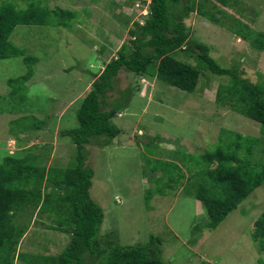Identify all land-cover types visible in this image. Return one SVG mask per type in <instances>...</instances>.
<instances>
[{
  "label": "rangeland",
  "instance_id": "obj_1",
  "mask_svg": "<svg viewBox=\"0 0 264 264\" xmlns=\"http://www.w3.org/2000/svg\"><path fill=\"white\" fill-rule=\"evenodd\" d=\"M27 1L12 0L19 8H26ZM147 1L150 4L151 0ZM44 3L50 9L61 8L77 15L69 28L58 27L51 19L47 26H21L12 34V43L36 62L33 77L25 84L26 91L20 90L13 96L8 81L26 74L27 66L22 57L0 60V166L10 152H15L17 137L13 134L23 133L18 124L24 122L17 120L29 117L26 124L39 130L20 134L18 138L64 142L69 145L64 169L76 167L77 148L70 138L60 134L79 128L77 107L81 100L105 64L116 58L121 46L129 41L135 23L144 24L148 14V5L141 0H44ZM204 3L207 5L203 11L218 22L199 12L191 13L186 24L192 39L209 45L211 56L222 68L238 67L244 78L253 83L264 82V53L254 50L249 41L236 34L237 30L246 33L244 26L264 34V0L230 1L228 7L214 0ZM176 58L194 64L193 59L182 53ZM229 81L230 77L202 72L196 90L187 93L150 76L119 73L115 93L134 89L129 107L113 120L121 133L109 147L101 148L97 143L85 147L86 166L94 172L90 195L105 215L100 230L104 243L114 241L116 245L129 246L147 243L155 236L162 239L165 264H264L262 241L253 238L255 223L264 211V184L212 231L205 229V208L186 195L181 185L174 193L154 195L146 203V192L159 187L151 179L161 176L160 172H151L159 165L157 161L179 159L180 152L202 154L213 150L223 129L228 131L221 135L224 138L229 131L262 136L258 123L227 105L217 104L219 86ZM40 123L44 127H39ZM254 161L264 163V155L258 151ZM25 216L17 217L16 221L29 222L30 226L32 220ZM47 217L43 215L31 225L18 247L20 252L56 255L64 250L69 237L60 231L47 230L46 226L54 225ZM15 264L25 263L16 259Z\"/></svg>",
  "mask_w": 264,
  "mask_h": 264
},
{
  "label": "trees",
  "instance_id": "obj_2",
  "mask_svg": "<svg viewBox=\"0 0 264 264\" xmlns=\"http://www.w3.org/2000/svg\"><path fill=\"white\" fill-rule=\"evenodd\" d=\"M208 1L151 0L149 4L147 0H141L148 5L145 23H135L136 28L130 30L129 41L121 46L117 57L105 65L89 93L81 100L77 107L79 128L60 134L70 138L77 148L76 167L47 171L46 167L36 163L33 155L22 159L10 154L5 157L0 166V264H15L16 259L25 264H165L160 237L152 236L147 243L129 246H119L114 241L104 243L100 230L105 215L90 195L94 172L86 166L85 147L93 143L101 148L113 144L121 133L113 120L129 107L134 96L132 88L115 93L116 78L121 71L135 77L150 76L187 93L196 90L202 72L230 77L227 84L219 86L217 104L227 105L261 128V137L229 131L227 138L221 136L228 132L223 129L213 150L202 154L180 152L178 155L182 156L179 159L157 161L159 165L154 166L151 172H160L161 176L151 179L159 187L146 192V203L154 195L174 193L175 188L181 185L186 195L205 208V229L212 231L263 186L264 163H257L254 159L258 151L264 155V146H260L264 142V82L253 83L244 78L238 67L222 68L211 56L209 45L192 39L186 24L191 13L196 11L218 22L213 15L203 11L207 5L204 2ZM214 1L222 7H228L230 1L237 2ZM216 4L212 6L217 7ZM76 15V12L61 8L50 9L44 0H29L26 8H19L12 0H1L0 60L22 57L27 66L26 74L8 81L13 96L20 90L26 91L25 84L33 77V64L36 62L12 43L14 31L21 26H47L51 19L56 26L69 28ZM244 28L246 33L241 34L237 30L236 34L249 41L254 50L264 53V34ZM103 51L101 48L100 52ZM180 53L193 59L194 64L177 59ZM110 93L118 96L112 98ZM28 120L29 117L17 120L24 122L18 124L22 132L39 130L26 124ZM43 124L40 123L39 127H44ZM163 182L166 184L162 186ZM28 208L47 215L57 231L69 237L60 254L44 256L18 250L28 226L16 225L14 221ZM255 227L253 238L262 241L260 250L263 251L264 211Z\"/></svg>",
  "mask_w": 264,
  "mask_h": 264
},
{
  "label": "crops",
  "instance_id": "obj_3",
  "mask_svg": "<svg viewBox=\"0 0 264 264\" xmlns=\"http://www.w3.org/2000/svg\"><path fill=\"white\" fill-rule=\"evenodd\" d=\"M143 88H142V91H143ZM56 131H57V129H56ZM23 133H26V131H24ZM23 133H20V134H23ZM20 134H18L17 136H14V137H17L15 139V145H16L15 152H10L9 151L10 155H13V156H15V157H17L19 159L25 158V157H27L29 155H33V157H36L35 158L36 163H38L42 167L43 166L46 167L47 171L52 169V168H54V167H57L58 169H64L63 165L65 163V160H66V157H67V153L69 152V151H67V148L69 146L68 144H64V142H60L59 143L58 142L59 140H56V139L52 143L41 142L40 139H38V138H36L34 140H29L28 139L27 141H25V140H22V139L18 138ZM58 138L59 137H58V134H57V139ZM113 144H114V142H113ZM55 164L58 165V166H55ZM61 166H62V168H60ZM25 214H26L25 217H27V215H29L30 221L32 220L31 221L32 224L30 223V226H29V222L26 223L25 221H14L16 223V225H24V224H26L28 226V230H27L26 234L24 235V237L21 239V242H23L26 239L28 233L30 232L29 231L30 228L32 226H34V224L37 221H39L40 218L43 216V214H41L39 212V210H35L33 208H31V209L28 208L26 212H24V213L21 212L18 217H21V216H23ZM47 219H49V218L47 217ZM43 225H45V224L43 223ZM46 227H47L46 228L47 230L49 229V230H53V231L57 232V228L54 225H53L52 228H48L50 226H46ZM20 245H22V244H20ZM61 252H62V250H61ZM40 255H43V254H40ZM56 255H58V254H56ZM44 256H51V255H44Z\"/></svg>",
  "mask_w": 264,
  "mask_h": 264
}]
</instances>
